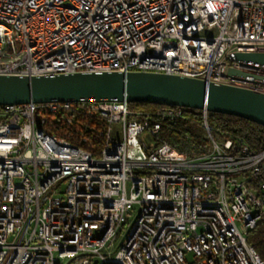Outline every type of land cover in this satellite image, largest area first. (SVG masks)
Masks as SVG:
<instances>
[{"label":"built area","instance_id":"2783aa9c","mask_svg":"<svg viewBox=\"0 0 264 264\" xmlns=\"http://www.w3.org/2000/svg\"><path fill=\"white\" fill-rule=\"evenodd\" d=\"M252 51L264 0H0V75L144 71L264 92V64L235 59ZM184 116L126 101L2 106L0 264H264L247 241L264 222V151L215 136L203 111L207 145L182 152L160 132ZM91 136L99 150L83 146Z\"/></svg>","mask_w":264,"mask_h":264},{"label":"water","instance_id":"95a60500","mask_svg":"<svg viewBox=\"0 0 264 264\" xmlns=\"http://www.w3.org/2000/svg\"><path fill=\"white\" fill-rule=\"evenodd\" d=\"M235 59L264 64V51ZM228 76L245 77L233 67ZM126 101L180 106L248 119L264 126V92L178 74L130 71L55 76L0 75V106L51 101Z\"/></svg>","mask_w":264,"mask_h":264},{"label":"trees","instance_id":"16d2710c","mask_svg":"<svg viewBox=\"0 0 264 264\" xmlns=\"http://www.w3.org/2000/svg\"><path fill=\"white\" fill-rule=\"evenodd\" d=\"M159 106L161 105L154 103H130L131 108L141 110H153ZM1 109L2 106H0V110ZM184 112V118L162 122L160 135L163 140L176 145L182 152L190 154L199 153L207 145L202 127L203 111L184 108ZM207 121L215 136L222 139L231 138L235 141H241L247 144L250 149L256 153L264 151L263 125L245 118L217 112H207ZM79 128L85 130L83 124H79ZM79 128L75 129V131H78ZM67 138L77 141L73 135H69ZM101 143V138L91 136L88 142L83 146L95 151L99 150ZM247 241L254 247L260 258L264 261V222H260L257 227L249 231Z\"/></svg>","mask_w":264,"mask_h":264},{"label":"rangeland","instance_id":"374dc122","mask_svg":"<svg viewBox=\"0 0 264 264\" xmlns=\"http://www.w3.org/2000/svg\"><path fill=\"white\" fill-rule=\"evenodd\" d=\"M202 133H203V130H202ZM192 256H193V255H192L191 253L186 255V257L189 259V261H191Z\"/></svg>","mask_w":264,"mask_h":264}]
</instances>
